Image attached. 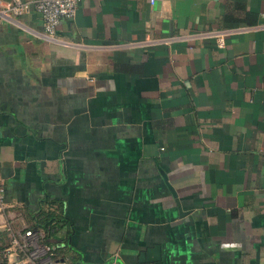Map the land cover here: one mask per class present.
I'll list each match as a JSON object with an SVG mask.
<instances>
[{
  "label": "crops",
  "instance_id": "crops-1",
  "mask_svg": "<svg viewBox=\"0 0 264 264\" xmlns=\"http://www.w3.org/2000/svg\"><path fill=\"white\" fill-rule=\"evenodd\" d=\"M5 1L0 224L71 264H264V0H79L55 39Z\"/></svg>",
  "mask_w": 264,
  "mask_h": 264
},
{
  "label": "built area",
  "instance_id": "built-area-1",
  "mask_svg": "<svg viewBox=\"0 0 264 264\" xmlns=\"http://www.w3.org/2000/svg\"><path fill=\"white\" fill-rule=\"evenodd\" d=\"M79 0H6L2 13L15 15L31 7L38 12L43 35L55 39V30L61 19L74 13ZM153 3L155 0H148ZM216 44L223 45L221 34L216 36ZM3 187L0 184V211L3 209ZM17 213L16 218L22 220ZM0 230L5 232L6 242L0 246V264H71L64 258L53 255V247L45 241V233L39 228L11 227V219H4Z\"/></svg>",
  "mask_w": 264,
  "mask_h": 264
},
{
  "label": "trees",
  "instance_id": "trees-1",
  "mask_svg": "<svg viewBox=\"0 0 264 264\" xmlns=\"http://www.w3.org/2000/svg\"><path fill=\"white\" fill-rule=\"evenodd\" d=\"M44 230H48L49 227H42ZM6 242L5 232L0 230V246Z\"/></svg>",
  "mask_w": 264,
  "mask_h": 264
},
{
  "label": "water",
  "instance_id": "water-1",
  "mask_svg": "<svg viewBox=\"0 0 264 264\" xmlns=\"http://www.w3.org/2000/svg\"><path fill=\"white\" fill-rule=\"evenodd\" d=\"M166 185H167V187L169 188L171 194L175 197V192H174L173 188H172L167 182H166ZM175 198H176V197H175ZM175 201H176V203H177V200H176V199H175ZM177 207H178V210H180V209H179V206H178V203H177Z\"/></svg>",
  "mask_w": 264,
  "mask_h": 264
}]
</instances>
